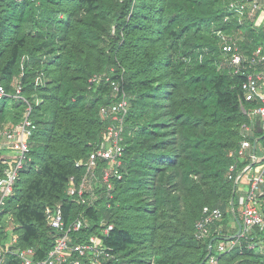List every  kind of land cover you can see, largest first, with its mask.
<instances>
[{
  "label": "trees",
  "instance_id": "obj_1",
  "mask_svg": "<svg viewBox=\"0 0 264 264\" xmlns=\"http://www.w3.org/2000/svg\"><path fill=\"white\" fill-rule=\"evenodd\" d=\"M231 1L0 0V81L14 93L20 80L37 125L31 160L0 207L3 245L17 234L19 247L34 246L44 257L55 240L45 207L63 201L69 222L82 209L67 194L68 181L83 173L76 160L104 135L109 120L100 108L115 99L111 80L129 102L123 176L110 205L84 209L96 223L102 217L114 223L111 263L201 264L212 238L214 247L229 241L242 221L229 167L237 163L236 175L251 162L230 151L250 117L242 110L244 75L219 66L224 57L215 29L238 36L247 52L264 44V22L256 23L262 10L242 22L226 20ZM25 105L12 96L0 100V128L19 121ZM250 139L259 153L264 129L255 127ZM4 151L0 177L12 165ZM204 205L219 207L223 217L200 240L195 223ZM93 225L77 234H90ZM234 240L220 264H264L263 229L254 226ZM5 264L21 263L8 252Z\"/></svg>",
  "mask_w": 264,
  "mask_h": 264
},
{
  "label": "built area",
  "instance_id": "obj_2",
  "mask_svg": "<svg viewBox=\"0 0 264 264\" xmlns=\"http://www.w3.org/2000/svg\"><path fill=\"white\" fill-rule=\"evenodd\" d=\"M21 1V0H18ZM264 8V0H234L228 5L229 14L238 17L242 22L246 16L254 17L256 12ZM222 42L224 61L219 65L230 73L244 75L241 96L242 110L250 117L249 123L242 124V138L237 148L230 151V155L240 157L249 156L251 162L235 175L237 163L229 167V178L235 181L234 191L237 192L238 204L242 215L243 229L241 234L249 232L254 226L264 230V210L261 208V196L264 194V147L263 153L254 151L250 135L254 128L264 129V44L255 47L252 52L245 51L238 36L223 29H215ZM100 79L94 75L92 80ZM37 84L43 82L42 75L37 77ZM113 103L103 105L100 114L109 120L104 135L89 155L76 160V166L83 168L79 176L69 177L67 194L71 200L80 205V209L69 222L64 211L63 201L48 204L45 207L46 220L55 233L53 246L44 257H38L34 246L19 247L18 236L13 234L10 241L3 245L0 241V264H5L8 252L15 253L21 264H112L117 259L113 246L108 238L114 229V223H108L102 217L97 223L84 212L86 207H97L101 202L110 205L114 197L116 181L123 176L125 118L129 109V102L125 90L120 88L116 80H111ZM15 91L11 93L0 81V100L7 96L22 99L26 105L21 119L17 122L9 121L6 127L0 128V150L10 158L12 164L5 169V175L0 177V207L5 203L19 177L20 170L31 160L30 137L37 125L32 119L33 105L24 96L20 80H16ZM259 101L261 104L248 108L245 102ZM223 217L222 210L217 206L204 205L202 216L195 223V235L200 240L208 238L217 221ZM95 224V225H93ZM93 231L85 235L77 234L90 229ZM235 244L234 238L226 243L220 242L213 246L207 261L210 264H220L219 254L229 251Z\"/></svg>",
  "mask_w": 264,
  "mask_h": 264
},
{
  "label": "water",
  "instance_id": "obj_3",
  "mask_svg": "<svg viewBox=\"0 0 264 264\" xmlns=\"http://www.w3.org/2000/svg\"><path fill=\"white\" fill-rule=\"evenodd\" d=\"M256 146H257V140H255V141L253 142L254 151H255V149H256ZM231 204H232V206L234 205V196H233L232 199H231ZM233 207H234V206H233ZM237 222H238V227H239V228H238V231H237L235 234H233V235L230 237V239L239 236V235L241 234V232H242V229H243V223H242V221L239 220V219H237ZM214 239H215V238H212V239L210 240L208 254H207L206 258L201 262V264H204V262L207 260L208 256L212 253V248H213V242H214Z\"/></svg>",
  "mask_w": 264,
  "mask_h": 264
},
{
  "label": "rangeland",
  "instance_id": "obj_4",
  "mask_svg": "<svg viewBox=\"0 0 264 264\" xmlns=\"http://www.w3.org/2000/svg\"><path fill=\"white\" fill-rule=\"evenodd\" d=\"M264 10V8H262ZM260 22H264V11H260L257 19H256V23L257 24H260ZM12 103V99H9L8 101V105H10ZM259 152L263 153V150H262V147L260 146L259 147ZM181 193V192H180ZM187 205H185L182 201V209L180 210L181 212H184L185 208H186Z\"/></svg>",
  "mask_w": 264,
  "mask_h": 264
}]
</instances>
